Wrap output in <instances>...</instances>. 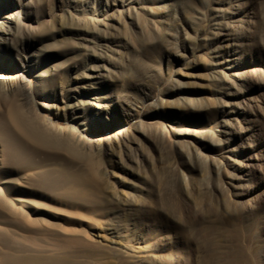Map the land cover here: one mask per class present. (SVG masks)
I'll return each mask as SVG.
<instances>
[{
    "label": "rangeland",
    "instance_id": "374dc122",
    "mask_svg": "<svg viewBox=\"0 0 264 264\" xmlns=\"http://www.w3.org/2000/svg\"><path fill=\"white\" fill-rule=\"evenodd\" d=\"M1 21L0 116L95 162L88 208L29 210L88 237L71 264H264V0H0Z\"/></svg>",
    "mask_w": 264,
    "mask_h": 264
},
{
    "label": "bare ground",
    "instance_id": "6f19581e",
    "mask_svg": "<svg viewBox=\"0 0 264 264\" xmlns=\"http://www.w3.org/2000/svg\"><path fill=\"white\" fill-rule=\"evenodd\" d=\"M6 29L1 21L0 35L7 34ZM77 162H84L86 168H72ZM0 164L8 167L0 175V264H71L84 258L68 255L67 246L80 249L88 245V237L82 240L77 233L67 242V225L44 224L42 217L30 218L29 210L56 207L67 214V204L88 208L99 192L93 159L40 126L13 102L0 116ZM19 180L23 185L15 186Z\"/></svg>",
    "mask_w": 264,
    "mask_h": 264
}]
</instances>
